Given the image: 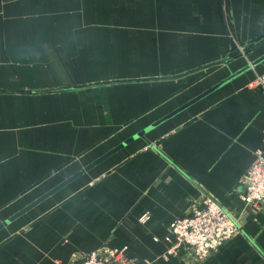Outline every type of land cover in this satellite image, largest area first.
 Masks as SVG:
<instances>
[{
    "label": "crops",
    "instance_id": "obj_1",
    "mask_svg": "<svg viewBox=\"0 0 264 264\" xmlns=\"http://www.w3.org/2000/svg\"><path fill=\"white\" fill-rule=\"evenodd\" d=\"M6 0L0 10V264H68L105 244L148 264H264V205L241 179L264 143V0ZM245 54L232 57L235 44ZM186 105V106H185ZM210 195L240 229L167 256ZM151 218L142 223L145 212Z\"/></svg>",
    "mask_w": 264,
    "mask_h": 264
},
{
    "label": "built area",
    "instance_id": "obj_2",
    "mask_svg": "<svg viewBox=\"0 0 264 264\" xmlns=\"http://www.w3.org/2000/svg\"><path fill=\"white\" fill-rule=\"evenodd\" d=\"M6 0H0V10ZM226 9V0H221ZM233 49L245 54V46L236 42ZM249 86L260 87L264 92V73L256 74ZM264 134V130H263ZM242 199L249 205H264V143L254 152L253 160L241 179ZM151 213L145 212L140 221L146 223ZM239 218L230 208L210 195L202 200L192 201L187 213L176 219L170 226L167 240L170 245L167 256L183 258L190 255L195 261H201L216 251L225 241L233 237L240 229ZM68 264H148L136 257H130L126 248L105 244L100 248L84 254Z\"/></svg>",
    "mask_w": 264,
    "mask_h": 264
},
{
    "label": "water",
    "instance_id": "obj_3",
    "mask_svg": "<svg viewBox=\"0 0 264 264\" xmlns=\"http://www.w3.org/2000/svg\"><path fill=\"white\" fill-rule=\"evenodd\" d=\"M262 60H264V55L262 57H260L259 59L249 63L248 65H246L244 68L240 69L239 71L232 73L229 77H227L225 80H223L222 82L216 84L215 86H213L211 89H209L208 91H206L205 93L199 95L198 97L194 98L192 101H190L191 104L193 102H195L196 100L200 99L201 97H203L204 95H206L207 93L215 90L216 88H218L219 86H221L222 84L230 81L231 79L235 78L236 76H238L239 74H241L242 72L253 68L255 65H257L259 62H261ZM186 106V105H185ZM145 131H147L146 129L140 133H138L137 135H134L133 137H131L130 139H128L127 141H125L123 144L118 145L117 147L113 148L112 150H110L109 152H107L106 154H104L103 156L99 157L96 161H94L92 164L88 165L86 167V169H83L75 174H73L72 176H70L69 178H67L66 180H64L63 182H61L59 185L55 186L54 188L50 189L49 191H47L46 193H44L43 195H41L40 197H38L37 199H35L33 202L29 203L28 205H26L25 207H23L22 209H20L19 211H17L16 213H14L13 215H11L9 218H7L6 220H4L3 222L0 223V229H2L3 227H5L6 225H8L10 222L14 221L15 219H17L18 217H20L21 215H23L24 213H26L28 210L32 209L33 207H35L36 205H38L39 203H41L42 201H44L46 198H48L49 196H51L52 194H54L56 191H58L59 189H61L62 187H64L65 185L69 184L70 182H72L73 180H75L76 178H78L80 175H82L86 170L90 169L91 167H93L94 165L98 164L99 162H101L102 160H104L105 158H107L108 156H110L112 153L116 152L118 149H120L122 146H124L125 144H127L129 141H131L132 139L139 137V136H143Z\"/></svg>",
    "mask_w": 264,
    "mask_h": 264
},
{
    "label": "trees",
    "instance_id": "obj_4",
    "mask_svg": "<svg viewBox=\"0 0 264 264\" xmlns=\"http://www.w3.org/2000/svg\"><path fill=\"white\" fill-rule=\"evenodd\" d=\"M240 55V52L238 50H235L232 48V51H231V56L232 57H236V56H239Z\"/></svg>",
    "mask_w": 264,
    "mask_h": 264
}]
</instances>
